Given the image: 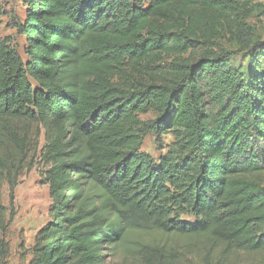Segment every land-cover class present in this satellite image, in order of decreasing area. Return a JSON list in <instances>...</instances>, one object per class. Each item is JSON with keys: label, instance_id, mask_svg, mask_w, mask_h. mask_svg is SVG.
<instances>
[{"label": "trees", "instance_id": "16d2710c", "mask_svg": "<svg viewBox=\"0 0 264 264\" xmlns=\"http://www.w3.org/2000/svg\"><path fill=\"white\" fill-rule=\"evenodd\" d=\"M19 2L23 57L0 38V262L1 189L12 203L38 156L51 203L29 264H264V72L212 51L230 0ZM148 133L172 136L157 162Z\"/></svg>", "mask_w": 264, "mask_h": 264}, {"label": "rangeland", "instance_id": "374dc122", "mask_svg": "<svg viewBox=\"0 0 264 264\" xmlns=\"http://www.w3.org/2000/svg\"><path fill=\"white\" fill-rule=\"evenodd\" d=\"M230 2L234 17L222 27L217 47L212 51L228 52L230 64L241 77H244L251 68L264 72V61L249 60L242 54L243 41L247 40L251 43L264 41V0H230ZM0 10L2 12L0 38L7 39L10 46L23 57L25 41L16 30L15 23L23 21L24 8L19 0H0ZM190 56L193 55L188 53L184 58ZM154 118L151 113L139 116L140 122L145 125ZM43 143V137L40 135L39 150ZM171 143L172 136L169 133L164 134L159 142H156L152 133H148L142 139L140 152L157 162ZM44 169L37 156L32 168L24 170L19 176L12 203L9 202L7 185L1 189V204L6 210L5 221L8 222L10 217L12 219L7 223L1 236L8 246V254L0 264H29L35 234L48 221V209L51 203L48 188L42 183ZM182 220L186 219L182 218ZM183 241L174 236H157V242L166 247H180ZM200 246V243H197L194 247ZM109 260L117 262L114 258ZM189 262V264H198V259L192 256Z\"/></svg>", "mask_w": 264, "mask_h": 264}]
</instances>
